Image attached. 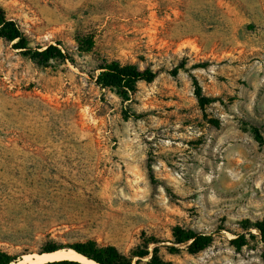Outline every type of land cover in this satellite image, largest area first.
Listing matches in <instances>:
<instances>
[{"label":"rangeland","instance_id":"obj_1","mask_svg":"<svg viewBox=\"0 0 264 264\" xmlns=\"http://www.w3.org/2000/svg\"><path fill=\"white\" fill-rule=\"evenodd\" d=\"M0 7L31 47L76 62L45 67L0 39L1 247L19 260L53 231L147 250L142 264L155 247L164 264H264V0ZM105 61L157 76L123 102L95 83ZM176 227L212 242L193 252Z\"/></svg>","mask_w":264,"mask_h":264},{"label":"trees","instance_id":"obj_2","mask_svg":"<svg viewBox=\"0 0 264 264\" xmlns=\"http://www.w3.org/2000/svg\"><path fill=\"white\" fill-rule=\"evenodd\" d=\"M0 39L12 44L14 50L20 51L23 56L35 61L39 65L47 67L52 60L69 61L75 64V58L62 51L58 45H49L45 49L33 48L25 33L16 20L8 18L6 11L0 7ZM79 46H81V41ZM80 54H90L91 50H83L79 47ZM95 83L102 90L112 91L123 102L131 99L132 94L136 91V86L140 82H153L157 76L156 73L145 70L140 71L132 65H123L118 61H105L98 65ZM201 106H206L209 101L199 92H196ZM75 143V142H73ZM256 229L259 239L264 243V221L257 222L253 225ZM46 242L40 251L42 253L55 252L61 249H72L96 264H142V259L149 256L147 250L133 251L130 256L123 255L112 245L103 246L96 241H73L69 240L68 234L63 236L56 235L53 231L42 232ZM173 242L175 244L190 243L189 249L193 252H200L208 248L212 242V236L195 233L181 227H176L172 232ZM244 238V237H242ZM162 243L157 238H150L146 242L147 247L150 244L158 245ZM28 251H25V254ZM159 249H153L150 264H164L158 257ZM137 260L134 262V259ZM17 261V256L13 255L8 249L0 246V264H10ZM46 264H86L74 260H60Z\"/></svg>","mask_w":264,"mask_h":264},{"label":"bare ground","instance_id":"obj_3","mask_svg":"<svg viewBox=\"0 0 264 264\" xmlns=\"http://www.w3.org/2000/svg\"><path fill=\"white\" fill-rule=\"evenodd\" d=\"M57 260H74L82 263L95 264L92 261H88L81 254H78L72 249H61L57 252L50 254L30 253L22 256L19 260L12 262L11 264H44L50 261Z\"/></svg>","mask_w":264,"mask_h":264},{"label":"water","instance_id":"obj_4","mask_svg":"<svg viewBox=\"0 0 264 264\" xmlns=\"http://www.w3.org/2000/svg\"><path fill=\"white\" fill-rule=\"evenodd\" d=\"M55 252H57V251H55ZM50 253H54V252H49V253H47V254H50ZM43 254H46V253H42L41 255H43ZM79 254V253H78ZM84 257V256H83ZM85 258V257H84ZM87 259V258H86ZM88 260V259H87ZM57 261H60V260H57ZM88 261H90V260H88ZM50 262H54V261H50ZM93 262V261H92ZM46 263H49V262H46ZM46 263H44V264H46ZM95 263V262H94ZM11 264V263H10ZM86 264H88V263H86ZM96 264V263H95Z\"/></svg>","mask_w":264,"mask_h":264}]
</instances>
